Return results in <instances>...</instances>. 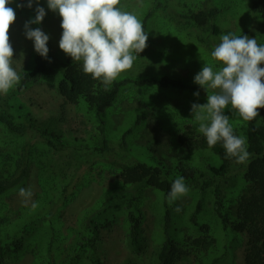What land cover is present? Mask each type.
Returning a JSON list of instances; mask_svg holds the SVG:
<instances>
[{"label":"trees","instance_id":"obj_1","mask_svg":"<svg viewBox=\"0 0 264 264\" xmlns=\"http://www.w3.org/2000/svg\"><path fill=\"white\" fill-rule=\"evenodd\" d=\"M156 1L135 14L149 39L133 65L150 59L153 71L131 68L105 89L83 72L82 62L59 47L52 54L48 41V58L34 49L29 66L19 73V84L0 94V264L29 253L32 264H102L94 255L96 243L103 231L121 222L131 244L142 247V205L148 188L162 195L155 203L160 226L152 264H177L190 256L199 264H219L241 234L248 237L243 264H264V109L252 121H244L230 105L225 109L234 133L247 141L250 156L244 163L228 158L221 142L210 148L191 113L193 103H207L206 91L194 83L203 60L217 67L221 63L211 57L212 43L228 32L249 36L255 21L264 40V0H180L174 15L164 12V0ZM35 4L29 8L27 0H14L10 6L17 17L32 19ZM228 15L241 23L227 28ZM188 63L191 68L185 69ZM39 82H47L83 116L96 121L87 138L73 135L71 142L77 145L78 161L91 160L89 154L96 157L85 170H66L55 158L70 143L62 121L36 119L19 97ZM115 113L122 117L120 123ZM151 121L168 134L167 149L157 146L156 138L144 142ZM116 141L120 149L115 154L130 161L105 159ZM32 168L40 188L36 200L13 209L5 198L26 185ZM108 173L115 179L65 230V209L83 189L106 181ZM178 177L190 189L187 205L168 203Z\"/></svg>","mask_w":264,"mask_h":264},{"label":"clouds","instance_id":"obj_2","mask_svg":"<svg viewBox=\"0 0 264 264\" xmlns=\"http://www.w3.org/2000/svg\"><path fill=\"white\" fill-rule=\"evenodd\" d=\"M13 2L0 0V94H7L21 80L13 67L10 28L17 19L15 9L10 6ZM34 2L36 14L25 22V35L34 41L35 51L47 59L50 37L41 28L31 27L42 23L46 11L38 0H27L26 6L31 8ZM120 4L121 0H47L48 8L62 18L59 48L73 61L82 62L83 72L100 80L105 89L133 67L149 39L140 19L122 10ZM211 57L221 63L217 67L201 58L204 64L194 76V83L206 91L207 103H193L192 117L199 123L197 131L206 137L210 148L221 142L228 158L244 163L250 156L247 141L234 133L225 109L230 105L244 121L254 120L260 114L258 110L264 109V44L254 37L228 32L221 34ZM194 95L199 97V91ZM189 190L183 177L175 179L167 197L169 205ZM32 194L30 188L19 190L25 202Z\"/></svg>","mask_w":264,"mask_h":264},{"label":"rangeland","instance_id":"obj_3","mask_svg":"<svg viewBox=\"0 0 264 264\" xmlns=\"http://www.w3.org/2000/svg\"><path fill=\"white\" fill-rule=\"evenodd\" d=\"M121 0L120 6L125 7L124 11H129L134 14L137 13L138 10L144 9V6H153L156 4V0ZM180 0H164V4L162 7L166 10L164 12L170 13L172 15L178 11L180 6ZM39 6L45 8L46 15L44 20L39 25L32 24V28H41L46 34L49 35V42L51 45V52L53 54L54 51L59 47V40L61 38L63 29L61 28V17L57 12H53L48 8L47 1L43 0L38 2ZM37 7V3L35 4V8ZM123 10V9H122ZM30 19L17 17L16 21L10 28V37L11 43L14 48V57H13V67L16 69L18 74L29 66L32 60V53L34 51V41L30 40L25 35V22ZM229 27L227 28H236L237 24L241 23L240 19L235 18L233 15H228ZM227 26V23H226ZM252 32L249 35L250 37H254L257 39L259 44H264V40L261 36L258 35L256 29H259V25L254 22L251 25ZM219 41L213 42L212 46L219 44ZM212 49V50H213ZM138 59V58H137ZM136 59V61H137ZM152 61L150 59H145L142 62H135L132 69L135 68L136 71H150ZM178 63H176L175 67H178ZM186 65L185 69L191 68L190 64ZM264 66V65H262ZM153 71V69L151 70ZM185 73V71H182ZM14 88V87H13ZM5 96L6 94H1ZM19 97L31 111L33 117L38 120H46L50 117L59 118L61 122L62 129L66 132L68 138V147L63 152L56 154L55 158L59 162L61 166H65L64 169L71 170L75 169L77 166H80V171L86 169V166L90 164V161H96V157L94 155L88 156L91 160L87 162L78 161L75 141L74 145L71 144L73 140V135L77 137L87 138L88 133L93 131V128L97 125L96 121L93 119H89L86 116H83L82 111L74 104L67 102L62 95L56 92V90L51 87L47 82H39L35 83L32 86L25 88L21 93H19ZM124 105H129L125 102ZM115 119L117 123L122 121V117L115 113ZM97 132V130H96ZM94 134V133H93ZM92 136V134H90ZM153 138L159 140L157 146H161L167 149L168 143V134L160 131L154 121H151L145 131L144 142H147ZM119 141L112 143V147L114 148L113 152H109L107 155L108 160H115L117 163L123 160H127L129 158H121L118 157L115 152L120 149ZM75 150V151H74ZM94 157V158H92ZM129 157V156H128ZM130 161V159H129ZM108 178L106 181L102 183H92L91 186L82 190L79 196L65 209L64 211V221L65 227L67 230L69 227H73L75 224L80 212L91 206L105 191V189L109 186V183L115 179V174L108 173ZM24 189H31L32 196L25 202V198L19 195V191L12 193L9 197L5 198L11 208L19 209L22 206L30 205L35 202L36 194L39 191V185L37 181V170L36 168H32L30 177L26 185L23 187ZM146 199L142 205V211L144 213V223H143V232L141 237V242L143 244L142 247L136 248L131 244L128 229L125 227L122 222L116 225L112 230H105L101 233L100 238L96 243V247L94 249L95 257L99 258L102 264H152V257L158 248L157 244V236L156 232L159 230V218L157 215L158 209L156 207V201L162 198V195L155 194L152 192V188L146 189ZM191 200V195L187 193L186 195L177 199V202H180L183 205H187ZM159 202H161L159 200ZM180 210L179 212H181ZM247 236L245 234H241V238L237 239L235 242L229 246L227 250H225V258L219 264H243L245 261V254L247 248ZM222 244L219 248V252L223 251ZM33 256L29 253L22 256L19 261H13L11 259H6L5 264H32ZM177 264H199L197 259L194 256L184 257Z\"/></svg>","mask_w":264,"mask_h":264}]
</instances>
